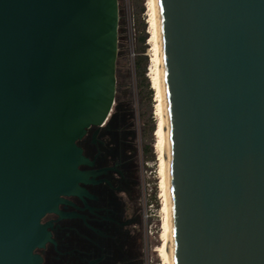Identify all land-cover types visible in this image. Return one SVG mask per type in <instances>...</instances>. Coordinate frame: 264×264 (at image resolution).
I'll return each instance as SVG.
<instances>
[{
  "label": "water",
  "instance_id": "obj_1",
  "mask_svg": "<svg viewBox=\"0 0 264 264\" xmlns=\"http://www.w3.org/2000/svg\"><path fill=\"white\" fill-rule=\"evenodd\" d=\"M174 264H264V0H157ZM118 0H0V264H38L76 141L110 116Z\"/></svg>",
  "mask_w": 264,
  "mask_h": 264
},
{
  "label": "flooded vegetation",
  "instance_id": "obj_2",
  "mask_svg": "<svg viewBox=\"0 0 264 264\" xmlns=\"http://www.w3.org/2000/svg\"><path fill=\"white\" fill-rule=\"evenodd\" d=\"M107 120L76 141L81 178L40 218L49 239L32 250L38 264H144L134 151L109 134Z\"/></svg>",
  "mask_w": 264,
  "mask_h": 264
},
{
  "label": "rangeland",
  "instance_id": "obj_3",
  "mask_svg": "<svg viewBox=\"0 0 264 264\" xmlns=\"http://www.w3.org/2000/svg\"><path fill=\"white\" fill-rule=\"evenodd\" d=\"M144 5V11L141 14L142 20L146 23V32H148L147 22V7L146 1L142 0ZM134 7L135 3L133 0H118V43H122L125 46V53L123 58L120 59L118 69L119 76L117 77V84L119 85L116 95L119 97L118 101L114 102L115 105H121L125 109L122 114L127 129L132 134V145L134 146V157L135 164L137 167L138 175V203L140 207V230H141V241L143 247L144 264H163L160 259L156 247L160 243L159 232L161 225V207H162V195L160 189V175L158 174L156 151L154 147L155 133L152 132L151 136H146L144 131L145 125H148V118L155 122L156 117L154 115V90L151 87V79L148 74V68L150 63V47L151 44L148 42V37L145 41L147 44L145 54L148 57V65L146 71V77L149 81V88L152 89L153 95L151 96L150 105L147 104L144 96L140 93V88L136 87V78L133 70V48L136 43V19H134ZM112 112V111H111ZM127 130V132H128ZM151 135V134H150ZM152 141L151 154L152 159H147L142 152L143 144Z\"/></svg>",
  "mask_w": 264,
  "mask_h": 264
},
{
  "label": "bare ground",
  "instance_id": "obj_4",
  "mask_svg": "<svg viewBox=\"0 0 264 264\" xmlns=\"http://www.w3.org/2000/svg\"><path fill=\"white\" fill-rule=\"evenodd\" d=\"M147 22L148 42L150 47V63L148 74L151 79V87L154 90V115L156 117L155 127V151L160 175L159 186L162 195L161 225L159 232L160 243L156 247L158 255L163 264H174L172 246V221L169 186V140H168V116L166 108L164 71L162 61L160 23L158 12V1L147 0Z\"/></svg>",
  "mask_w": 264,
  "mask_h": 264
},
{
  "label": "trees",
  "instance_id": "obj_5",
  "mask_svg": "<svg viewBox=\"0 0 264 264\" xmlns=\"http://www.w3.org/2000/svg\"><path fill=\"white\" fill-rule=\"evenodd\" d=\"M135 3L134 7V19H136V43L133 48L134 57H133V70L136 78V87L140 88V93L144 96L147 104L150 105L151 96L153 95V91L149 88V81L146 77L147 65H148V57L145 54L147 44L145 43L148 34L146 32V23L142 20L141 14L144 11V5L142 0H133ZM125 46L122 43H118V55L116 60V79L119 76V69L117 68L120 62V59L123 58V54L125 53ZM119 84V83H118ZM116 82V93L118 91L119 85ZM115 93V102L118 101V96ZM125 109L121 107V105H115L112 110L110 116L107 120L108 132L109 134L117 137H124L127 145L130 150H134V146L132 145V134L130 130L127 129V125L125 119L122 114H124ZM148 125H145L146 129L144 134L146 136L152 138V132L155 130V122L151 117L148 118ZM128 130V132H127ZM155 133V131H154ZM151 134V135H150ZM153 141V140H152ZM152 141L146 142L143 144L142 152L147 159H152L153 155L151 154L152 150Z\"/></svg>",
  "mask_w": 264,
  "mask_h": 264
}]
</instances>
